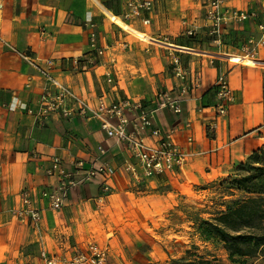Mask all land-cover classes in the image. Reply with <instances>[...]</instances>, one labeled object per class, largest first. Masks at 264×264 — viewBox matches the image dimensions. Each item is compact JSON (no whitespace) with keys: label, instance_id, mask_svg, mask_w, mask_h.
Listing matches in <instances>:
<instances>
[{"label":"crops","instance_id":"1","mask_svg":"<svg viewBox=\"0 0 264 264\" xmlns=\"http://www.w3.org/2000/svg\"><path fill=\"white\" fill-rule=\"evenodd\" d=\"M92 1L2 0L0 34L14 51L0 41V264H44L42 251L61 256L82 250L91 243L93 226L102 220L104 246L113 249L112 264L127 261L121 250L114 255L121 247L125 252L128 248L126 255L129 253L130 258L132 254L134 264L146 261L138 257L143 242L126 226L137 227V220L115 219L142 213L137 207L118 206L121 199H131L123 188L137 184L143 189L170 187L179 191L172 190L176 197L180 192L188 196L197 184L228 177L264 146V68L141 41L112 23ZM98 1L126 20L130 0ZM149 1L152 11L126 21L133 29L164 44L219 52L201 42L209 23L200 0ZM226 5L256 12L257 20L233 23V27L241 30L243 27L237 25L245 29L251 25L259 34L264 0H227ZM91 24L96 28L97 46L104 50L102 56L91 47ZM189 31L197 36L190 37ZM22 54L42 68L52 61L51 75L96 106L102 97L109 104L129 100L155 110L160 94L169 93L181 109L158 112L155 126L165 133L174 132L176 142L189 154L187 163L175 174L143 179L131 153L115 145L98 120L54 115L39 121L46 78ZM179 69L182 77L176 75ZM222 76L231 90L225 114L217 98V82ZM125 117L134 119L128 112ZM189 137L193 138L192 145L187 144ZM56 159L60 165L48 176L46 171ZM79 161L84 162L85 169L103 164L114 167L116 173L108 180L112 193L103 196L104 180L99 176L72 187L62 209L52 210L42 193L55 190L67 175L80 180L74 174ZM126 161L137 166L138 176L126 170ZM24 192L42 214L39 226L22 222L15 213L22 207ZM170 194L159 198L168 204ZM151 207L147 209L153 211Z\"/></svg>","mask_w":264,"mask_h":264},{"label":"built area","instance_id":"2","mask_svg":"<svg viewBox=\"0 0 264 264\" xmlns=\"http://www.w3.org/2000/svg\"><path fill=\"white\" fill-rule=\"evenodd\" d=\"M205 7V17L212 33L220 35L221 29L233 23L239 24L246 21L258 19L256 12H249L231 8L226 5L227 0H200ZM2 0H0L1 8ZM153 9V3L149 0H130L127 3L126 18H137L143 12H150ZM258 32L264 41V23L258 26ZM90 43L97 56H102L104 50L97 46V32L95 25L91 24ZM190 36L196 35L195 31H189ZM0 41L12 51L14 49L5 42L0 34ZM22 58L31 63L46 78V88L41 96L40 109L37 114L39 121H45L54 115H60L66 119H72L77 116L85 118L87 121L98 120L101 123V129L108 138L112 139L115 145L125 147L134 158L142 171L143 179H151L165 174H175L186 163L189 154L175 140L174 132H163L155 126V115L162 110L170 108L179 112L180 103L174 101L169 93H163L159 96V105L155 110H148L141 105H133L129 100L109 104L102 97L99 98L97 106L91 101L78 96L72 89L64 85L58 79L51 75L50 70L53 66L52 61H48L46 68L38 65V62L25 54ZM179 77L183 76L179 69L176 72ZM112 80H109L111 83ZM217 98L221 113H226V105L231 98V90L225 76L218 79ZM139 111V115L136 114ZM125 112L131 113L134 119L128 120ZM132 126V127H131ZM131 127V129H130ZM193 138L187 139V144L192 145ZM102 154L103 148H99ZM60 165V160H54L52 167L46 171L48 176H52ZM124 167L133 175L138 176L137 166L129 161L125 162ZM116 173V169L109 164H103L99 167L84 168V162L77 163V170L74 173L80 177L76 181L71 179V175L65 176L60 185L53 191L42 193V197L49 202V206L54 211H60L64 205L70 189L78 184L89 182L96 177H102L104 186L102 187L103 196L111 193L108 180ZM139 178V177H138ZM140 181H142L140 179ZM22 207L15 213L22 222H27L33 226H39L42 222V214L39 209L32 206L31 198L27 192L21 197ZM41 257L44 264H108L107 250L90 245L87 250H74L61 256H50L48 252L42 251Z\"/></svg>","mask_w":264,"mask_h":264},{"label":"rangeland","instance_id":"3","mask_svg":"<svg viewBox=\"0 0 264 264\" xmlns=\"http://www.w3.org/2000/svg\"><path fill=\"white\" fill-rule=\"evenodd\" d=\"M125 19L127 22L130 21V18ZM241 26L243 28L239 30L235 29L233 24L226 25L221 29L220 35H217L212 33V28L209 24L207 27H204L206 33L205 38L202 39L201 42H205L207 44L205 46L214 48V50L217 51L264 58V41L257 33L256 28L249 25V27L245 29L243 25H237V27ZM195 36L197 35L190 37ZM247 163L248 162H246V164ZM240 175H243V172H241L240 168H237L226 178L197 184L194 186L193 191H190L188 196L179 195L180 192L176 197L177 193L172 192V190L176 189L170 187L165 189H143L142 184H137L136 186L128 185L125 189L123 188L124 191L129 192L128 195L131 196V199L123 198L129 204H126V201L121 199V204H118V206L120 208L133 206L137 207L142 212L139 215L131 213V215L128 214L124 217L120 216V218L115 216L117 221L123 222L122 219L127 220L132 218L136 219L138 222V225H136L137 227L126 225L132 232V235L143 242L142 245L144 247L139 248L138 257H145L146 261H138L136 264H176L175 261H179L184 257L188 258L187 262H193L198 260L199 257H204L206 260L212 261L213 264H233L230 262L228 254L222 248L215 247V245L204 242L201 239L192 219H208L211 217L210 213L215 210H223L224 206L221 205L222 196L220 193H222L224 188L228 187V185H224L223 182L238 178ZM140 182L142 183L143 181ZM169 192L172 194H170V201L167 204L166 200L159 197L161 195H167ZM128 195L123 194L124 197ZM148 196L153 198H150V201L141 199ZM137 197L140 198L139 201L136 199ZM162 202L166 204L165 207H163L164 205ZM148 205L152 206V209L154 208L153 211L147 209ZM100 216L103 219L104 216L102 214H100ZM104 218L106 219L107 217ZM104 224V220H102L100 223L93 226L91 237L88 240L91 243L82 247V250H87L90 245H97L100 248L106 249L104 246L105 240L102 236V226ZM114 228L112 227L111 230ZM114 230L115 232L117 231V229ZM109 233H112V231ZM106 250L107 262L108 264H112L111 260L113 259L110 252H112L113 249L109 247V249ZM120 250L121 254L123 253L122 255L125 254L127 260L123 264H134V262L130 260L132 254L129 255L130 258H128L129 253L126 255L128 248H126V252L122 247L116 248V253L114 255H117ZM188 252H190L191 256H188ZM214 258H217L219 262L213 261ZM242 260L245 262L244 264H262L261 260H255V258L252 257H245Z\"/></svg>","mask_w":264,"mask_h":264},{"label":"trees","instance_id":"4","mask_svg":"<svg viewBox=\"0 0 264 264\" xmlns=\"http://www.w3.org/2000/svg\"><path fill=\"white\" fill-rule=\"evenodd\" d=\"M241 165L243 175L226 180L221 194L223 210L210 213L208 219L194 221L204 242L222 248L233 264H244L245 257L261 260L264 264V146ZM228 198V199H225ZM188 256L190 252L187 253ZM184 257L176 264H213L199 257L187 262ZM213 261L219 262L217 258Z\"/></svg>","mask_w":264,"mask_h":264},{"label":"bare ground","instance_id":"5","mask_svg":"<svg viewBox=\"0 0 264 264\" xmlns=\"http://www.w3.org/2000/svg\"><path fill=\"white\" fill-rule=\"evenodd\" d=\"M93 1L95 2V4H97L102 14L106 16V18H108L112 23L119 26L121 29H123L124 31L133 35L135 38L141 41H145L151 44H158V45L165 46L168 48H173L176 50H180V52L186 51V53L190 52V53H196V54L209 55L219 60L231 62L233 64H240V65L249 66V67L264 68V58H256V57H252L249 55H240V54L226 52V51L206 53L204 51L202 52L199 50L186 49V48L176 47L173 45H168V44L158 42L156 40L151 39L148 35L133 29L125 20H123L121 17L117 16L112 11L104 7L102 5L103 3L101 4L98 0H93Z\"/></svg>","mask_w":264,"mask_h":264}]
</instances>
